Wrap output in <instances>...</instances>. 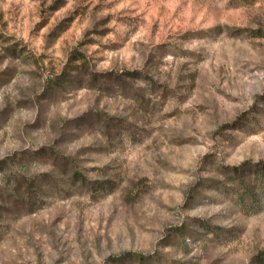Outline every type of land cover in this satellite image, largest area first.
Returning <instances> with one entry per match:
<instances>
[{"label":"rangeland","instance_id":"obj_1","mask_svg":"<svg viewBox=\"0 0 264 264\" xmlns=\"http://www.w3.org/2000/svg\"><path fill=\"white\" fill-rule=\"evenodd\" d=\"M0 264H264V0H0Z\"/></svg>","mask_w":264,"mask_h":264}]
</instances>
